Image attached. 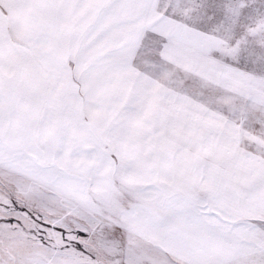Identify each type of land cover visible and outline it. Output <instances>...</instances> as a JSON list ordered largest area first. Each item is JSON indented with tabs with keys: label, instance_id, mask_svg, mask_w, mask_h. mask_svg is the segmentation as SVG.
<instances>
[{
	"label": "snow or ice",
	"instance_id": "1",
	"mask_svg": "<svg viewBox=\"0 0 264 264\" xmlns=\"http://www.w3.org/2000/svg\"><path fill=\"white\" fill-rule=\"evenodd\" d=\"M0 264H264V0H0Z\"/></svg>",
	"mask_w": 264,
	"mask_h": 264
}]
</instances>
